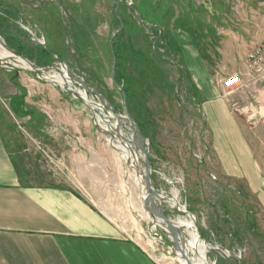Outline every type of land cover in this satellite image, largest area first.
<instances>
[{
	"label": "rangeland",
	"instance_id": "obj_1",
	"mask_svg": "<svg viewBox=\"0 0 264 264\" xmlns=\"http://www.w3.org/2000/svg\"><path fill=\"white\" fill-rule=\"evenodd\" d=\"M152 24L157 25V35L155 29H150ZM0 26H16L22 31V26L31 28L45 42V47L37 46L51 51L50 56L41 57V63L33 61L36 69L23 68L15 58L1 57L0 51V86L7 76H28L35 85L52 86L61 94L60 102L71 108H61L52 98V118L62 126L52 127V143L46 144L51 146L50 153L48 148L43 149L45 146L32 142L34 134L22 125L23 121L5 113L12 120L14 136L31 142L32 149L27 154L52 168L54 177L68 180L75 175L63 174L64 156L88 149L98 162H104L98 166L104 168V202L110 204L106 210L124 222L127 234L158 264H179L169 251L172 243L167 234L153 226L141 211V195L130 163L122 160L95 122L94 115L101 119L100 125H105L106 120L114 122L103 103L106 98L102 93H107L111 103L106 101L117 117H123L126 109L136 125L141 119L143 134L140 133L148 145L151 164V187L162 198V211L169 220L193 219L195 230L208 246L206 263L264 264V110L257 114L258 102L264 107L263 93L260 96L258 91L250 90L253 93L249 99H244L242 93L233 97L239 102V129L247 157L241 162L233 159L237 172L225 178L221 159L212 148V134L199 97L184 68L183 52L175 45L176 39L183 45L188 38H173L174 30L180 29L194 39L201 55L204 52L209 60L203 55L209 77L221 89L224 80L238 74L240 64L244 67V55L264 45V0H0ZM72 33L77 37L76 44ZM114 41L118 62L111 55ZM145 45L152 52L164 54L150 53L158 70L145 66L148 72L160 74V85L140 80L131 60L134 49ZM131 46L133 50L127 54ZM184 51L197 56L192 47ZM231 66H236L235 73ZM47 67H66L72 77L71 89L86 91L95 111L67 91L68 86L59 88ZM124 85L127 98L133 97L127 104L121 87ZM124 133L135 138L132 131L125 129ZM80 135L89 142L84 143ZM89 178V182H101L97 174ZM110 195L121 196L122 203L110 199ZM173 198L176 206L172 205Z\"/></svg>",
	"mask_w": 264,
	"mask_h": 264
},
{
	"label": "crops",
	"instance_id": "obj_2",
	"mask_svg": "<svg viewBox=\"0 0 264 264\" xmlns=\"http://www.w3.org/2000/svg\"><path fill=\"white\" fill-rule=\"evenodd\" d=\"M174 33V40L175 35L188 38L183 45L176 39L175 45L183 52L184 68L199 97L212 134V148L221 159L222 174L225 178L232 176L237 172L232 160L237 158L241 162L247 157L239 129V102L233 97L242 93L244 99H249L257 91L261 96V88L246 86L240 64L242 85L231 91L219 89L209 77L206 61L194 39L180 29ZM185 47H192L197 56L186 53ZM231 68L235 73L236 66ZM7 77L3 87L0 86V264H158L127 234L124 222L106 210L110 204L104 202V168L98 166L104 162H98L88 149L75 155L70 153L64 156L63 174L80 177L66 180L54 177L52 168L27 154L32 149L31 142L23 136H14V126L7 114L23 121L22 125H27L34 134L32 142L45 146L43 149L48 148L50 153L51 146L46 144L52 143V127L62 126L52 118V98L61 108L67 111L71 108L60 102L61 94L52 90V86L41 87L30 77L16 74L17 88ZM258 108L264 110L259 102ZM80 138L86 144L89 142L85 136ZM89 174H97L101 182L98 179L89 182ZM111 198L122 203L119 195H110Z\"/></svg>",
	"mask_w": 264,
	"mask_h": 264
},
{
	"label": "bare ground",
	"instance_id": "obj_3",
	"mask_svg": "<svg viewBox=\"0 0 264 264\" xmlns=\"http://www.w3.org/2000/svg\"><path fill=\"white\" fill-rule=\"evenodd\" d=\"M0 49H1L0 50L1 51V57H3V58L13 57V58H15L14 60L16 61L17 64H20L23 68H26L28 66L31 69L30 65L27 62H25L24 60H22L21 58H17V57L12 56L9 52H6V50L2 49L1 47H0ZM49 72H53L52 73L53 76L51 78L54 80V82L56 84L60 85L59 88L63 87V86H68V88L73 93H75V95L79 96L80 99H82L83 102L92 111H95V108H94L95 105L93 107V104L90 105V103L87 100L86 93H85L86 91L85 92H79V90H78V92H76V91H73L74 89H71L70 84L72 81V77L70 76V74H68L66 67L57 68V70H54L52 68V69H49ZM75 95H74V97H75ZM103 103L106 105L104 107L109 109V107L107 106V104L104 101H103ZM97 105H99V104H97ZM100 107H99V109L102 110V107L101 108ZM107 113H108V116L110 118L114 119L113 123H109V122H107L108 120H106L105 125H100L98 120L101 121V119H99V117L97 115H94L95 116V122L97 123L98 128L101 129V131L107 135L108 142L120 154L122 160L124 162L130 163L129 167L132 169V172H133V177L135 179V186H136V188H138L140 195H141V200H142L141 201L142 202V204H141L142 210L141 211L143 212L145 217L148 219V221L151 222V224L153 226H155L156 228L160 229L161 231H163L164 233L167 234L169 242L172 243V246H168L169 251L175 255L179 264H186V262H184L181 259L180 252H183L184 254H186V257L188 258V262L191 264H207L205 254H206V250L208 249V246L205 244L204 241H202L199 238L197 231L195 230V227L193 226V224H194L192 222L193 219H192V221L186 220V219H181V220H178L175 222L168 219L169 223L172 224L175 228H177L178 232H179V233H176V239H177V243H178L180 250H176V248L174 247V238L171 235V231H170L168 225L164 221H162L158 216L153 215L151 213V206L148 207L147 209L144 208L143 202H144V199L146 198L147 192H146V188L144 186V180H143V178H144L143 153L141 152V150L138 147V142H137L136 138L129 137L124 133L125 129L132 131L130 128L129 120L123 119V117L113 116L110 109H109V112H107ZM156 201H158V198H156ZM172 202H173V204H172L173 206H176L178 204V203L176 204L174 198L172 199ZM160 205H162V200H160ZM188 217H189V215H188Z\"/></svg>",
	"mask_w": 264,
	"mask_h": 264
},
{
	"label": "trees",
	"instance_id": "obj_4",
	"mask_svg": "<svg viewBox=\"0 0 264 264\" xmlns=\"http://www.w3.org/2000/svg\"><path fill=\"white\" fill-rule=\"evenodd\" d=\"M114 15L116 16V12H114ZM191 26H193L191 23H189ZM153 26L150 27V29L152 30H156V35L158 33V29H157V25L156 24H152ZM200 26V25H197ZM15 28L13 29L11 26H0V37L4 40L5 45L9 48L12 49L17 55L22 56L26 59H28L30 62L34 63L33 61L35 60L38 63L42 62V58L43 56H50L51 55V51L49 49H43L38 47L37 45H35L34 43L30 42L27 35L25 34L24 31L20 30L19 28H17L16 26H14ZM2 33L7 34V36H3ZM123 32L121 31V35L120 37H122ZM118 37L115 36L114 40H116V38ZM72 38L73 41L77 42V37L75 36V34L72 33ZM201 39V38H200ZM198 41V39H197ZM199 44V43H198ZM113 48L111 49V55L113 57V59L118 62V54L116 52V48L115 46L117 45L116 42L114 41L113 43ZM198 48V47H197ZM79 50V48H77L76 46V50ZM169 49V48H168ZM133 50L132 46L128 49H126L127 54H129V51ZM205 50V49H203ZM150 53L152 56L158 54V52H152L150 50V47H147L146 45L143 46V48L137 47V49H134V51L132 52L131 56V60L134 62V64H136V69L139 75V79L140 80H147L150 84L152 85H160V81H161V76L160 74H158L157 72H148V69L146 67H149L153 70H158L159 68L156 67V63L153 59H150ZM156 53V54H155ZM201 54V53H200ZM158 55H164L162 54H158ZM203 55L206 59L207 62H209L207 55H205V53L203 52ZM202 56V58L204 59V57ZM133 56H137L135 59ZM35 64V63H34ZM117 64V63H116ZM40 66V65H37ZM146 66V67H145ZM183 70V69H181ZM182 72V71H181ZM15 75V74H14ZM14 75L11 76V80L13 81V84L17 87V82L14 81L15 77ZM183 78V77H182ZM184 79V78H183ZM127 80V79H126ZM136 82H137V78H135ZM129 82V81H127ZM115 85H118L117 82L114 83ZM126 84V83H125ZM122 87V91H124L125 95L124 98L126 100V104L127 102H129V100H131V98L133 99V97H130L129 99L128 94L125 92L126 86H121ZM127 90V89H126ZM102 95H104V97L106 98V100H108L110 103V99L107 96V93H102ZM16 112V111H15ZM16 115H19V112L16 113ZM141 119H137V125L138 128L140 130V132L143 134V128L141 126ZM201 237L204 240H207L203 234V232L201 230H199Z\"/></svg>",
	"mask_w": 264,
	"mask_h": 264
},
{
	"label": "water",
	"instance_id": "obj_5",
	"mask_svg": "<svg viewBox=\"0 0 264 264\" xmlns=\"http://www.w3.org/2000/svg\"><path fill=\"white\" fill-rule=\"evenodd\" d=\"M0 47L2 49L6 50V52H9L12 56L17 57V58H21L22 60H24L25 62H27L30 65V67L36 69V66L33 63H31L30 61L22 58L21 56H18L13 50L9 49L4 44V42L1 40V38H0ZM55 60H57L60 63V61H59L58 58H55ZM49 68L50 69L53 68L54 70H57V68H54V67H49ZM49 68H47V69H49ZM67 72L69 74L68 69H67ZM79 82L82 85H86V84H84L81 81H79ZM67 91L72 92L70 89H68ZM91 92L94 93V94H96V95H98V93L95 92V91H93V90ZM98 96L101 97L100 95H98ZM104 102L109 107V104L107 103V101L105 99H104ZM109 109H110L112 115L115 116V117H117L115 115V113L113 112L112 108L109 107ZM123 119H128L129 120L130 128H131V130H132V132H133V134H134V136H135V138H136V140L138 142V147L141 150V152L143 153V158H144V178H143V180H144V186H145L146 192H147L146 198L144 199V202H143V206L146 209L151 206V213L153 215L158 216L162 221H164L168 225V227H169V229L171 231V235L174 238V247L176 248V250H180L179 249V246H178V243H177V239H176V233H179L178 232V229L175 228L172 224L169 223V220L164 215V213L162 211V207L160 205L161 198L158 197L154 193V191H153V189L151 187V180H150L151 164H150V162L148 160V145L146 144L145 138L141 135L140 130L138 129V127L134 123V121L129 117L126 109H125V115L123 116ZM156 198H158V201H156ZM199 238H200V236H199ZM180 257H181V259L184 262H186V264H191V263L188 262V258L186 257V254H184L183 252H180Z\"/></svg>",
	"mask_w": 264,
	"mask_h": 264
},
{
	"label": "built area",
	"instance_id": "obj_6",
	"mask_svg": "<svg viewBox=\"0 0 264 264\" xmlns=\"http://www.w3.org/2000/svg\"><path fill=\"white\" fill-rule=\"evenodd\" d=\"M23 30L27 33L29 41L45 47L44 40L38 39L31 28L22 26ZM243 77L245 84L248 87H260L264 96V45H259L251 49L244 55ZM242 85L240 74L230 76L223 82V87L230 89L237 88ZM263 109H259L258 115Z\"/></svg>",
	"mask_w": 264,
	"mask_h": 264
}]
</instances>
